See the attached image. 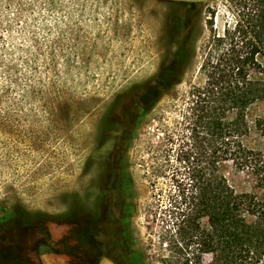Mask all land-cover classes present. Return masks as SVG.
<instances>
[{
  "label": "rangeland",
  "instance_id": "obj_1",
  "mask_svg": "<svg viewBox=\"0 0 264 264\" xmlns=\"http://www.w3.org/2000/svg\"><path fill=\"white\" fill-rule=\"evenodd\" d=\"M212 19L233 26L228 0H0V228L18 206L38 214L43 264H196L166 240ZM157 76L162 87L133 91ZM245 143L264 155L261 135Z\"/></svg>",
  "mask_w": 264,
  "mask_h": 264
},
{
  "label": "trees",
  "instance_id": "obj_2",
  "mask_svg": "<svg viewBox=\"0 0 264 264\" xmlns=\"http://www.w3.org/2000/svg\"><path fill=\"white\" fill-rule=\"evenodd\" d=\"M228 2L233 26L220 33L213 19L208 22L210 38L201 68L204 83L188 94L184 117L190 134L185 153L188 171L178 188L174 229L166 246L170 251L178 250L179 244L192 250L196 264H202L205 256H211L212 264H262L264 155L245 142L253 133L264 137V116H251L253 108L264 104V0ZM163 82L157 76L133 91L158 89ZM122 100V95L116 98L102 122L107 134L116 124ZM229 167L245 177L244 186L228 178ZM65 220L71 221V216ZM3 224L9 228H0V264H43L39 255L49 244L48 230L38 214L18 206L14 217ZM20 231L35 236L22 239Z\"/></svg>",
  "mask_w": 264,
  "mask_h": 264
},
{
  "label": "flooded vegetation",
  "instance_id": "obj_3",
  "mask_svg": "<svg viewBox=\"0 0 264 264\" xmlns=\"http://www.w3.org/2000/svg\"><path fill=\"white\" fill-rule=\"evenodd\" d=\"M117 264V263H116Z\"/></svg>",
  "mask_w": 264,
  "mask_h": 264
}]
</instances>
